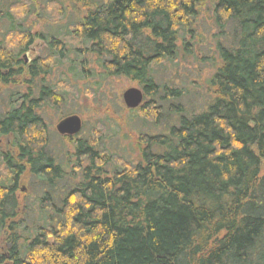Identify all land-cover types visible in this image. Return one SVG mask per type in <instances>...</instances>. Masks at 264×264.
I'll return each instance as SVG.
<instances>
[{
	"label": "trees",
	"instance_id": "16d2710c",
	"mask_svg": "<svg viewBox=\"0 0 264 264\" xmlns=\"http://www.w3.org/2000/svg\"><path fill=\"white\" fill-rule=\"evenodd\" d=\"M63 1L78 15L46 36L24 28L26 16L58 23L62 2L0 0V89L10 90L0 113V139L10 140L0 152V264H264V0ZM205 7L214 45L194 93L179 85V65L199 61ZM37 40L48 53L27 63ZM65 62L70 76L49 84ZM89 75L143 92L130 120L149 122L150 133L138 137L135 164L92 134L53 142L44 111H58ZM25 173L33 194L20 204Z\"/></svg>",
	"mask_w": 264,
	"mask_h": 264
},
{
	"label": "rangeland",
	"instance_id": "374dc122",
	"mask_svg": "<svg viewBox=\"0 0 264 264\" xmlns=\"http://www.w3.org/2000/svg\"><path fill=\"white\" fill-rule=\"evenodd\" d=\"M59 1L63 3L62 5L66 10V14L58 23H55L58 18L51 13L42 14L38 17L35 14H32L26 16L24 28L31 29L33 34L42 33L47 36L51 31L53 32L60 29L62 26L67 25L70 19H72L74 15H78V13L73 11L72 4L63 0ZM2 23V25H0L1 31L7 30V26L5 27L7 23H5V21ZM196 28L201 38L197 40V43L199 44L198 46H195L194 54L199 61L198 63L195 62V58L191 56L186 60H182L179 65V76L181 77L179 85L188 87L191 92L194 93L199 91V89L195 91V87H201L200 83L202 82V79L208 75V67L206 63L202 62L201 58L204 56L211 57L214 45L212 35L215 33V30L211 24L208 7L201 10ZM47 53L46 43L37 40L28 49L25 54V59H27L28 63V61L37 57H45ZM67 57L69 59H74L76 58V53L71 51L70 54H67ZM85 59L88 63L87 68L93 69L94 57L87 55ZM67 69L68 62L60 65L53 71L49 77L48 83H60L64 77L67 78V76H70ZM94 71L97 73L100 69L96 67ZM194 80L196 81V85L194 84L195 87H192L193 85L190 84H192L191 81ZM76 82L77 86L71 90L72 92H70L65 105L61 106L58 111L52 109L44 111L43 116L47 124L57 135V139H54L53 142L56 143L57 147L60 146V141L58 139L60 136L56 132L57 124L63 119L75 116L81 123V128L76 134L77 137H88L90 134L95 137H101L102 146L112 157L122 158L126 162L135 164L139 156L138 137L140 133L147 134L149 132L148 129L150 124L149 122L142 121L140 118L134 117L130 120L131 111L125 107L122 96L126 90L131 88L141 90L140 87L135 82L123 77L104 79L103 77H92L89 75L87 80L77 79ZM18 87L20 86H17L14 89H18ZM7 90L8 89H0V113H2L7 107V97L10 93V90ZM202 97L204 100L203 93ZM202 99L199 98L195 102V99L193 98V108H195V105L199 107L200 103H202ZM135 115L137 114L135 113ZM163 126V124H160L161 129L164 128ZM9 142V139H0V152L10 151V147L7 145ZM111 166L112 164H110V168ZM19 189L20 191L17 193L19 203L24 204L26 202L29 204L31 201L29 197L33 194V190H31L30 187L28 173H25L21 178ZM5 248L6 246L4 242L0 239V252L5 251Z\"/></svg>",
	"mask_w": 264,
	"mask_h": 264
},
{
	"label": "water",
	"instance_id": "95a60500",
	"mask_svg": "<svg viewBox=\"0 0 264 264\" xmlns=\"http://www.w3.org/2000/svg\"><path fill=\"white\" fill-rule=\"evenodd\" d=\"M123 102L127 109L134 110L143 102V92L137 88H131L124 92ZM81 128L79 119L75 116L61 120L56 126V132L61 136L76 135Z\"/></svg>",
	"mask_w": 264,
	"mask_h": 264
}]
</instances>
